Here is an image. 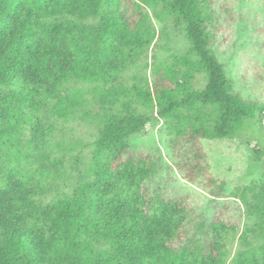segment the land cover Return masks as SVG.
I'll use <instances>...</instances> for the list:
<instances>
[{
  "label": "trees",
  "instance_id": "trees-1",
  "mask_svg": "<svg viewBox=\"0 0 264 264\" xmlns=\"http://www.w3.org/2000/svg\"><path fill=\"white\" fill-rule=\"evenodd\" d=\"M123 1L0 0V147L20 154V136L29 127L36 140L46 142L55 129H39L32 111L74 120L88 99L82 89L68 88L72 81L97 85L100 100L108 104L124 100L149 108L156 102L160 119L196 109L195 117L180 118L178 133L189 141L231 137L245 120L259 115L258 103L232 92L211 48L203 0H127L132 16L120 11ZM139 3L161 5L183 23L197 61L186 60L182 83L168 68L153 89L115 84L156 36ZM62 52L71 57L69 67ZM197 71L206 74L207 84L191 91ZM149 121L135 110L108 112L99 136L87 146L93 149V181L79 183L71 195L47 206L10 198L11 209H3L0 221V264H222L218 257L206 259L176 247L187 213L146 193L143 184L157 174V164L149 155L131 152L128 139ZM196 151L194 163L179 165L190 182L207 173ZM16 204L21 205L12 209ZM256 209L264 219V189ZM256 262L264 264V257L256 261L240 255L235 260Z\"/></svg>",
  "mask_w": 264,
  "mask_h": 264
},
{
  "label": "rangeland",
  "instance_id": "rangeland-1",
  "mask_svg": "<svg viewBox=\"0 0 264 264\" xmlns=\"http://www.w3.org/2000/svg\"><path fill=\"white\" fill-rule=\"evenodd\" d=\"M203 1L210 19L207 31L211 48L224 65L232 92L258 103L259 115L245 120L231 137L189 141L178 133L183 126L180 118L195 117L196 109L160 119L156 102L149 108L124 100L112 105L100 100L97 85L72 81L68 88L82 89L88 99L74 120L55 119L47 110L32 111L39 129H55L45 137L46 142L36 140L29 127L20 136V154L14 148L0 147L1 222L6 213L3 209L7 213L11 209L10 198L47 206L63 195H71L79 183L93 181V149L87 146L99 136L108 112L125 114L135 110L150 121L128 139L130 151L149 155L158 168L157 174L143 184L146 193L162 202L171 201L176 209L187 213L181 240L174 245L187 247L206 259L218 257L222 264H235L240 255L256 261L264 257V219L256 209L264 189V0ZM139 4L156 36L150 47L140 51L120 72L115 84L153 89L159 74L168 68L182 83L186 60L197 61L183 23L161 5ZM120 11L125 16L133 14L127 0ZM61 60L69 67L68 54L62 52ZM206 84L204 72L193 73L191 91H200ZM196 150L202 155L200 163L207 173L190 182L179 165L194 163Z\"/></svg>",
  "mask_w": 264,
  "mask_h": 264
}]
</instances>
